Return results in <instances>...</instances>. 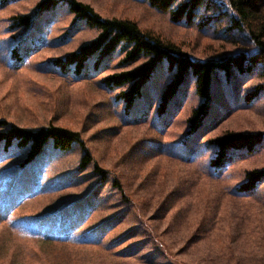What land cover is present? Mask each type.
<instances>
[{
  "label": "rangeland",
  "instance_id": "obj_1",
  "mask_svg": "<svg viewBox=\"0 0 264 264\" xmlns=\"http://www.w3.org/2000/svg\"><path fill=\"white\" fill-rule=\"evenodd\" d=\"M40 1L0 0V133L11 126L78 131L93 162L82 167L78 144L62 151L48 143L25 164L29 146L0 142V264H264V180L239 190L249 170L264 167V89L248 96L264 83V63L233 66L228 75L217 69L209 115L183 142L203 100L192 70L167 112L159 111L175 71L167 60L128 105L118 94L130 84L111 87L105 79L147 57L124 63L118 47L77 69L69 55L99 30L67 0L38 12ZM79 1L102 17L132 19L195 59L255 48L231 27L225 0H203L192 21L172 18L185 0L168 10L151 0ZM25 15L28 26L18 23ZM227 132L262 140L252 151L231 150L216 170L211 141Z\"/></svg>",
  "mask_w": 264,
  "mask_h": 264
},
{
  "label": "trees",
  "instance_id": "obj_2",
  "mask_svg": "<svg viewBox=\"0 0 264 264\" xmlns=\"http://www.w3.org/2000/svg\"><path fill=\"white\" fill-rule=\"evenodd\" d=\"M6 1L7 0H1V3ZM58 1L59 0H41L38 3L37 11L42 12L43 10L54 7L59 3ZM175 1L176 0H151L153 4L163 10H168ZM225 1L232 10L236 11H233V15L231 16V27L242 31L245 36L244 40L246 38V41L250 43L254 41L252 44L255 45V47L257 46L254 50L251 49L252 51L248 50L249 53H246V50H242L237 53L223 54L217 57L195 59L175 42L164 40L149 30H143L138 23L132 19L105 18L98 14L88 3L79 0H67L70 11L73 12L77 18L86 21L87 24L99 30L96 38L81 45L79 50L69 55L67 61L69 63H77V69L82 70L88 59L96 52H100L101 56H105L114 52L118 47L126 54L123 58L124 63L135 61L140 57H147V61L142 63L139 67L112 74L105 79L111 87L130 84L128 89L120 91L118 96L124 98L128 105H132L133 101L141 94L144 84L156 71L155 69H157L158 64H160L162 60H168L169 69H175V71L162 93L159 105V111L161 113L168 111V106H170L173 98L179 93L191 68L193 74L196 76L197 93L202 96V98L206 96L202 100L203 102L201 101L200 104L193 109L191 116L188 118L189 127L185 133L183 142L189 141L199 132L203 122L209 115L207 112L210 111L212 105V79L215 78L217 68L219 67L218 69L226 70L224 72L228 75L233 66H237L239 69L241 68L240 70H252L264 62L262 61L264 60V0ZM202 2L203 0H185L181 2L176 7L172 18L174 20H179L182 17H187L188 20L190 19V21H192ZM18 19L20 25L28 26L32 23L31 15L20 16ZM259 62L262 63L260 64ZM111 82L112 84H110ZM258 86L254 89L255 92H251L248 96L258 95L264 89V83ZM194 129L197 130L194 131ZM192 132L194 135H192ZM187 133L192 136H187ZM50 140L51 142H49ZM261 140V133L227 132L220 137H216L211 141L212 146L215 148V154L210 161L212 167L216 170L224 168L229 160V152L231 150L238 151L247 149L252 151ZM1 141L4 142L6 148H9L15 142L19 146H29L28 154L24 161L25 164L34 161L46 148L48 143H51L62 151L70 150L74 144H78L82 148V167L93 162V156L82 142L79 132L64 127L49 126L42 127L38 130H24L16 126H11L10 130L0 133V142ZM218 163L221 164L218 165ZM96 170L99 171L101 177L105 178V171L99 168L98 165H96ZM262 180H264V167L249 170L246 173V180L240 184L239 190L254 189ZM116 185L117 187H121L119 182H116ZM3 211L7 212L9 209ZM67 224L68 220L62 221L64 230L67 228Z\"/></svg>",
  "mask_w": 264,
  "mask_h": 264
},
{
  "label": "bare ground",
  "instance_id": "obj_3",
  "mask_svg": "<svg viewBox=\"0 0 264 264\" xmlns=\"http://www.w3.org/2000/svg\"><path fill=\"white\" fill-rule=\"evenodd\" d=\"M225 3H226V1H225ZM204 5H205V4H204ZM206 5H207V4H206ZM206 5H205V6H206ZM205 6H204V8H205ZM228 8H229V6H228ZM229 9H230V8H229ZM233 9H234V8H233ZM233 11H235V10H233ZM192 12H193V11H192ZM235 12H236V11H235ZM200 13H201V12H199V13H197V14L199 15ZM203 13H204V12H203ZM229 15H230V14H229ZM234 16H235V15H234ZM84 17H85V16H84ZM120 18H121V17H120ZM230 18H231V20H232V17H230ZM203 20H204V18H203ZM210 21H211V20H210ZM231 23H232V22H231ZM245 23H246V22H245ZM245 23H244V24H245ZM204 25H205V24H204ZM232 25H233V24H232ZM246 25H247V24H246ZM244 26H245V25H244ZM209 27H210V26H209ZM236 28H237V27H236ZM246 28H247V26H246ZM247 29H248V28H247ZM236 32H237V31H236ZM248 32H249V31H248ZM248 32H247V33H248ZM237 33H238V32H237ZM240 33H242V31H240ZM240 33H239V34H240ZM242 35H243V34H242ZM242 35H241V36H242ZM241 36H240V38H241ZM236 37H237V36H236ZM237 38H238V37H237ZM241 39H242V38H241ZM241 39H240V40H241ZM249 39L252 40L251 38H249ZM249 39H248V40H249ZM235 40H237V39H235ZM245 40H246V38H245ZM253 42H254V41H253ZM253 42H251V43H253ZM237 43H238V42H237ZM247 44H248V43H247ZM247 44H246V46H247ZM254 44H255V43H254ZM252 45H253V44H252ZM252 45H251V47H253V46L255 47V45H253V46H252ZM248 46H250V45H248ZM251 47H250V48H251ZM256 47H257V46H256ZM256 47H255V48H256ZM246 48H247V47H246ZM247 49L249 50V48H247ZM252 49H253V48H252ZM241 50H242V49H241ZM245 50H246V49H245ZM248 50H246V53H249L250 50H249V51H248ZM253 50H254V49H253ZM243 51H244V48H243ZM247 51H248V52H247ZM251 51H252V50H251ZM256 51H257V49H256ZM256 51H255V52H256ZM255 52H254V53H255ZM138 54H139V53H138ZM250 54H252V53H250ZM247 56H248V55H247ZM247 56H246V57H247ZM137 57H138V55H137ZM135 58H136V56H135ZM163 58H164V57H163ZM167 61H168V60H167ZM262 61H264V60H262ZM161 62H163V60H162ZM259 63H260V62H259ZM259 63H258V64H259ZM261 63H262V62H261ZM261 63H260V64H261ZM263 63H264V62H263ZM156 65H157V64H156ZM159 65H160V64H158V66H159ZM168 65H169V64H168ZM247 65H248V64H247ZM242 66H243V64H242ZM258 66H259V65H258ZM262 66H263V65H262ZM236 67H237V66H236ZM245 67H246V66H245ZM260 67H261V65H260ZM260 67H259V68H260ZM263 67H264V66H263ZM218 68H219V67H218ZM218 68H217V69H218ZM237 68H238V67H237ZM243 68H244V67H243ZM259 68H258V70H259ZM240 69H241V68H240ZM255 69H256V68H255ZM152 70H153V69H152ZM155 70H156V69H155ZM190 70H191V68H190ZM230 70H231V69H230ZM238 70H239V69H238ZM260 70H261V69H260ZM262 70H263V69H262ZM152 72H153V71H152ZM254 72H255V70H254ZM149 73H150V72H149ZM230 73H232V72H230ZM233 73H234V72H233ZM246 73H248V71H247ZM249 74H250V73H249ZM254 74H255V73H254ZM109 76H110V75H109ZM194 76H195V75H194ZM195 78H196V76H195ZM212 80H213V79H212ZM110 84H112V82H111ZM113 84H114V83H113ZM116 85H117V84H116ZM195 85H196V84H195ZM258 87H259V86H258ZM211 88H212V86H211ZM211 88H210V89H211ZM254 88H255V87H253L252 89H254ZM178 89H179V88H178ZM207 90H208V89H207ZM257 90H258V88H257ZM209 91H210V90H209ZM211 91H212V90H211ZM253 91L255 92V90H253ZM207 94H208V92H207ZM250 94H251V93H250ZM175 95H176V94H175ZM205 96H206V95H205ZM205 96H204V97H205ZM210 96H211V94H210ZM212 96H213V95H212ZM204 97H203V99H204ZM209 98H211V97H209ZM209 98H208V99H209ZM245 98H246V97H245ZM249 99H250V98H249ZM249 99H248V100H249ZM213 101H214V97H213ZM251 101H252V100H251ZM202 102H203V101H202ZM206 102H207V101H206ZM209 102H210V101H209ZM133 103H134V101H133ZM201 104H202V103H201ZM208 106H210V105H208ZM168 107H169V106H168ZM202 107H203V105H202ZM212 107H213V106H212ZM207 108H208V107H207ZM207 108H206V109H207ZM210 108H211V107H210ZM166 109H167V108H166ZM200 112H201V111H200ZM203 112H204V110H203ZM207 113H209V112H207ZM207 113H206V114H207ZM199 114H200V113H199ZM203 115H204V114H203ZM201 117H202V116H201ZM199 118H200V117H199ZM204 118H205V117H204ZM203 120H204V119H203ZM205 120H206V119H205ZM204 122H205V121H204ZM199 127H200V126H199ZM196 130H197V129H194V131H196ZM186 132H187V131H186ZM189 133H190V132H189ZM235 133H236V132H235ZM187 134H188V133H187ZM190 134H191V133H190ZM192 135H194L193 132H192ZM192 135H189V134H188L187 136H192ZM228 144H229V143H228ZM245 145H246V144H245ZM235 146H236V145H235ZM235 146H234V147H235ZM243 146H244V145H243ZM237 147H238V146H237ZM232 148H233V147H232ZM244 148H245V147H244ZM228 149H229V146H228ZM216 157H217V154H216ZM222 159H223V158H222ZM219 160H220V159H219ZM219 164H221V163H218V165H219ZM224 164H225V163H224ZM216 165H217V164H216ZM220 166H221V165H220ZM263 252H264V251H263ZM260 253H261V252H260ZM260 253H258V254H260ZM262 255H263V254L258 255V256L261 257Z\"/></svg>",
  "mask_w": 264,
  "mask_h": 264
}]
</instances>
